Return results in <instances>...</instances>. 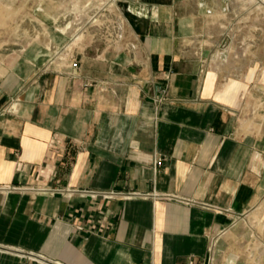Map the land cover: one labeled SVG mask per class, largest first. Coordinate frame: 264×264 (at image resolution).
Instances as JSON below:
<instances>
[{
    "label": "crops",
    "instance_id": "0c3cea01",
    "mask_svg": "<svg viewBox=\"0 0 264 264\" xmlns=\"http://www.w3.org/2000/svg\"><path fill=\"white\" fill-rule=\"evenodd\" d=\"M104 4L0 52V264H264V0Z\"/></svg>",
    "mask_w": 264,
    "mask_h": 264
},
{
    "label": "rangeland",
    "instance_id": "374dc122",
    "mask_svg": "<svg viewBox=\"0 0 264 264\" xmlns=\"http://www.w3.org/2000/svg\"><path fill=\"white\" fill-rule=\"evenodd\" d=\"M53 1L0 0V52H54L61 45L81 46L86 41L82 34L86 30L87 33L102 31L105 42L114 43L109 22L115 21L116 15L107 11L106 0H62L73 6L63 8L60 18L53 15ZM79 20H82L80 24ZM77 27L81 33H76L69 42L52 39L56 36L54 31L63 34L76 31Z\"/></svg>",
    "mask_w": 264,
    "mask_h": 264
}]
</instances>
